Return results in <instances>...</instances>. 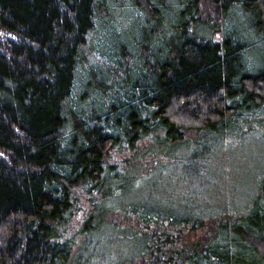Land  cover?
<instances>
[{
  "label": "trees",
  "instance_id": "trees-1",
  "mask_svg": "<svg viewBox=\"0 0 264 264\" xmlns=\"http://www.w3.org/2000/svg\"><path fill=\"white\" fill-rule=\"evenodd\" d=\"M142 3L136 11L148 28L120 48L122 60L140 65L125 66L133 78L113 102L84 111L76 73L99 0H0V264H264V182L232 213L106 205L125 195L129 171L158 168L179 148L194 150L185 161L197 168L198 156L209 161L227 136H245L264 117V53L251 71L250 45L223 24L233 12L249 18L264 45V0ZM190 131L195 140L185 138ZM123 148L132 157L109 164Z\"/></svg>",
  "mask_w": 264,
  "mask_h": 264
},
{
  "label": "rangeland",
  "instance_id": "rangeland-1",
  "mask_svg": "<svg viewBox=\"0 0 264 264\" xmlns=\"http://www.w3.org/2000/svg\"><path fill=\"white\" fill-rule=\"evenodd\" d=\"M135 4L143 5L142 0H99L101 9L98 21L93 33L87 39L82 68L76 73L79 76L75 85V95L79 99L81 96L83 98L80 101V109L99 110L101 102H113L115 89L119 88L127 78H133L132 74L128 76L125 73V66L131 70L132 67L140 65L133 60L128 65L124 61L128 60V55L124 56V60L120 57L122 45L133 46L128 43L130 42L128 36L141 34L148 28L142 22L144 17L141 16V12L136 11ZM166 17V21L160 26L161 30L168 29L173 19L170 15ZM223 24L226 31L236 32L250 45L245 54V63L247 68L255 71L263 57L264 45L253 34L249 18L245 20V16L233 12ZM151 26L149 27L152 28ZM166 29L164 30L168 31ZM162 39L159 42H164ZM142 45L141 43L140 47L137 46V50H140ZM109 96L110 99H107L109 101L102 100ZM251 126L253 131L246 133L245 136L230 140L227 136L225 141L230 142H225L223 148L218 147L214 156L210 154L209 161L204 162V157L198 156L197 160L202 164L197 168L188 166L185 161L194 150L185 152L179 148L173 149L169 159L163 160L164 163L162 162L158 168L152 167L146 173L136 175L133 170L129 171L126 175L130 178V182L128 188L124 190L125 195L115 197L106 205L119 207L145 200L153 204L160 202L169 207L179 208L186 205L212 214L219 212L223 207H228L231 213L246 207L259 193L258 189L264 182V117L257 119ZM196 136L193 131L185 134V138L189 141L195 140ZM148 142L145 140L139 143V149L146 148ZM110 153L111 158L108 163L118 164L119 168H122L121 162L124 158H131L133 155L124 148ZM79 195L80 206L83 210L89 211L91 208L87 199L89 196L84 193ZM262 198L264 200V197ZM108 217L113 218L111 214ZM82 220L83 215L73 220L71 224L73 230L69 233L75 232ZM208 230H210L209 226L198 229L190 239L203 237ZM107 237V233L100 232V239L105 240ZM261 251L263 252L264 249Z\"/></svg>",
  "mask_w": 264,
  "mask_h": 264
}]
</instances>
